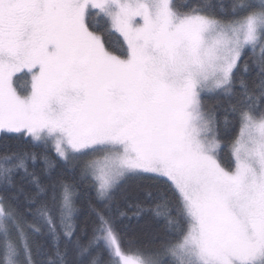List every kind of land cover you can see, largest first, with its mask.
I'll return each mask as SVG.
<instances>
[{
	"label": "snow or ice",
	"instance_id": "obj_1",
	"mask_svg": "<svg viewBox=\"0 0 264 264\" xmlns=\"http://www.w3.org/2000/svg\"><path fill=\"white\" fill-rule=\"evenodd\" d=\"M4 137L0 264H264V0H0Z\"/></svg>",
	"mask_w": 264,
	"mask_h": 264
},
{
	"label": "trees",
	"instance_id": "obj_2",
	"mask_svg": "<svg viewBox=\"0 0 264 264\" xmlns=\"http://www.w3.org/2000/svg\"><path fill=\"white\" fill-rule=\"evenodd\" d=\"M114 34H115L116 38L120 39L122 42V37H120V35H118L117 33H114ZM27 75L28 74L26 72H22L15 77L16 84L19 86V88L22 89L23 85L24 84L26 85V81H27V77H28ZM20 84H21V86H20ZM26 87L27 86H25V88ZM204 99L208 104L211 105V104L215 103L217 97L214 95H205ZM218 115H223V113L218 112ZM17 144H20L23 147H26L30 150H34L37 153H39L43 150L41 147H36L33 149L32 145L25 144L23 141H17L14 138L4 137V138H0V152H3L6 147H10L12 150H15ZM225 151H226V149H225ZM49 155H52V153H49ZM53 158H55V157H53ZM57 166H58V170L64 167V165L59 161H57ZM41 167H42V164L38 161L37 165H36L37 170H39ZM142 182L145 184L150 183V179L146 176L145 178H143ZM131 224H132V226L136 232L142 234L143 239L141 241V244L143 246H150L152 243V240H153V233L157 229L156 223L154 221H150L149 217H143L139 221H137V220L131 221Z\"/></svg>",
	"mask_w": 264,
	"mask_h": 264
},
{
	"label": "rangeland",
	"instance_id": "obj_3",
	"mask_svg": "<svg viewBox=\"0 0 264 264\" xmlns=\"http://www.w3.org/2000/svg\"><path fill=\"white\" fill-rule=\"evenodd\" d=\"M117 34L119 35V33H117ZM18 74H20V73H18ZM18 74H17V75H18ZM27 76H28V77H27L26 85L24 84L23 87H22V89L19 88V86L16 84L15 77H14V87H15V88L17 89V91L20 92L21 94L26 93V92L29 90V88H30V74H28ZM20 86H21V84H20ZM25 86H27V87L25 88ZM24 91H25V92H24Z\"/></svg>",
	"mask_w": 264,
	"mask_h": 264
}]
</instances>
